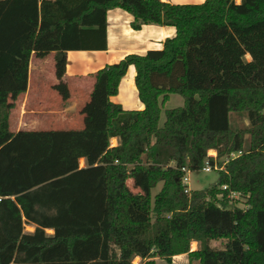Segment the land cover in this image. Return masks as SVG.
I'll use <instances>...</instances> for the list:
<instances>
[{
    "label": "trees",
    "instance_id": "1",
    "mask_svg": "<svg viewBox=\"0 0 264 264\" xmlns=\"http://www.w3.org/2000/svg\"><path fill=\"white\" fill-rule=\"evenodd\" d=\"M112 8L133 17V30L171 26L175 35L95 73L81 105L85 129L11 130L8 99L26 92L31 54L55 53L60 66L67 51H105ZM129 66L142 110L110 101ZM171 94L183 105L165 110L160 126ZM230 113H245L248 128L233 130ZM210 150L222 168L217 183L185 191L181 169L201 170ZM231 192L245 208L229 207ZM0 198V264L179 255L188 264H264V0H0Z\"/></svg>",
    "mask_w": 264,
    "mask_h": 264
},
{
    "label": "crops",
    "instance_id": "2",
    "mask_svg": "<svg viewBox=\"0 0 264 264\" xmlns=\"http://www.w3.org/2000/svg\"><path fill=\"white\" fill-rule=\"evenodd\" d=\"M164 2L172 4H201L205 0H162ZM239 3L240 0H235ZM133 17L127 12L119 9L112 8L106 12V42L107 49L105 51H67L65 52V65H64V76L63 81L72 77L75 80V84L80 88L81 80L89 79L91 74L96 73L98 70L104 68L107 65L118 63L128 54L144 55L148 50H160L162 48L163 42L167 38H171L175 35V28L171 26H159L154 24H144L139 30H133L131 28V22ZM35 55H40L39 53H32L29 60V72L34 70L38 76L41 74V67L43 64H35L33 59L36 58ZM46 56H55V53H46ZM246 59L249 60L250 57L247 55ZM37 63V62H34ZM135 69L133 66H129L125 75L121 78L117 94L110 97V101L121 105L124 110H142L143 104L139 101L137 96V90L134 83ZM39 78V77H37ZM43 79V76L41 77ZM44 80V79H43ZM37 89H43L49 86V89H54L55 84L53 81H36L34 83ZM29 79L27 84V90L25 93L12 99L9 96L8 103L12 105L10 109V128L13 131L20 130V119L23 117H29L28 121L22 124V126H28L30 128H22L26 130H33L34 126L37 125L34 122L33 116L45 114L50 117L52 122L51 126H59L60 124H70L75 119L70 120L67 115L73 112V107L71 105H66L61 109L55 110L54 108L48 109L43 112L41 108L37 110L33 109L34 106H42L40 102L33 103L29 101ZM31 93V92H30ZM90 94L87 93L85 99H80L81 105L88 103L90 100ZM35 95V94H34ZM49 102L54 99V93H49ZM21 97V100H19ZM38 98V97H37ZM30 106V107H28ZM81 110V109H80ZM13 117L15 120H13ZM17 118V119H16ZM81 122H77L79 125L83 124V117ZM36 123V124H35ZM73 123V122H72ZM37 128V127H36ZM114 142V144H113ZM111 146H116L118 144L117 138H112L110 140ZM79 162L84 163V159H80ZM80 166V165H79ZM81 167V166H80ZM84 167V166H83ZM195 244V243H192ZM186 257V255H179L175 257ZM156 261V260H155Z\"/></svg>",
    "mask_w": 264,
    "mask_h": 264
},
{
    "label": "rangeland",
    "instance_id": "3",
    "mask_svg": "<svg viewBox=\"0 0 264 264\" xmlns=\"http://www.w3.org/2000/svg\"><path fill=\"white\" fill-rule=\"evenodd\" d=\"M36 58L33 59L34 62L37 63H32V65L35 64H43V67H41V75L38 76V74H36V72H34V70H31V72L29 73V101L33 102V103H38L40 102L42 106H34L33 109L37 110L38 108L43 109V112H46L48 107L50 106V108H56L58 106V104H60L62 107H65L66 105H71V107H73V112H70V114L67 115V117L72 120L75 119L74 116L77 117L76 120L72 121L74 124H77V122H81V118L83 117V115L81 114V110L82 106L80 103V99H85V96L87 95V93H92L94 91V85H95V73L91 74L89 76V79L87 80H81L80 83V88L77 87V85L75 84V80L72 77H68V79H66L65 81H63V71H64V65L62 64L59 66V64L57 63V59H56V55L53 56H46V55H35ZM65 72V71H64ZM43 76V79H41V77ZM39 77V78H37ZM46 80L49 81H53L55 84V88L53 89H49V86H47L46 88L43 89H37V85L35 87L34 83L36 81H43L46 82ZM63 87H69L68 91H69V98L67 100H62L61 96L59 95V93H61L65 88ZM61 88V89H60ZM31 92V93H30ZM49 93H54V97L51 96V99H57L54 100L52 103L49 102ZM35 94V95H34ZM38 97V98H37ZM19 100H21V97H19ZM60 100V101H59ZM183 105V99L182 97H180L179 95L176 94H171L168 98V100L160 105V109H161V113H160V120H159V125L161 126L164 122V112L165 110H170V109H174V108H178L181 107ZM30 107V106H28ZM100 110L99 106L96 107V110L94 111V114L92 115H96L98 113V111ZM88 115V114H87ZM85 117H87L85 115ZM34 119V122L37 123L36 126H34L33 129H38V130H50V129H85L84 123L83 125L77 126L79 128H75L76 126H73L71 124H60V126L54 127L51 126V122H50V117H48L45 114L42 115H37V116H33L32 117ZM89 118V117H88ZM17 119V118H16ZM29 117H23L20 119V125L19 128L22 129L24 127L26 128H30L28 126H22L23 123H25L26 121H28ZM13 120L14 117H13ZM229 120H230V125L231 128L233 130H237V129H245L248 128L249 123L246 117L245 113H230L229 114ZM35 123V124H36ZM37 127V128H36ZM114 144V142H113ZM79 165L81 167L84 166L83 162H79ZM188 176V183H187V190H203L206 188H209L213 185H215L217 183L218 180V172L217 171H211V172H203L202 170H198V171H193V172H188L187 174ZM127 185L131 187V182L130 180L127 181ZM161 185L162 183L157 184V186L155 188H153L151 190V197L153 199V197L160 191L161 189ZM245 201L240 198V197H235L234 199H230L229 201V207H237V208H245ZM33 227L30 224H25L24 225V231L26 233H31L33 232ZM33 229V230H32ZM47 234H51V230H46ZM195 243L194 244V249H192V246L190 245V249L191 250H195L198 248V244L196 242H192ZM191 243V244H192ZM212 246L214 247H220L222 245V243H220L219 241L213 242L211 243ZM155 264H188L187 261V257H174L171 259L170 262H166L165 260H160V259H155ZM191 264H198L197 262H193Z\"/></svg>",
    "mask_w": 264,
    "mask_h": 264
},
{
    "label": "built area",
    "instance_id": "4",
    "mask_svg": "<svg viewBox=\"0 0 264 264\" xmlns=\"http://www.w3.org/2000/svg\"><path fill=\"white\" fill-rule=\"evenodd\" d=\"M231 157H234V155L232 154ZM208 158H212V159H214V161H215V160H216V152L213 151V150H210V151L207 152V159L204 161V165H203V167L201 168V170H202L203 172H206V173H207V172H211V171H219V170L222 169L220 166L217 165L216 162H214L213 165H211L210 162H209V160H208ZM181 170H182V172L184 173V175H183V177H182V184L186 187V190H185V191H188V190H187V183H188V176H187V174H188L189 171H188L186 168H182ZM222 189L225 190L226 187L223 186ZM235 197H239V194L236 193V192H231V193H229V195H228V198H229V199H234ZM0 201H1V198H0ZM32 226H33V225H32ZM33 229H34V227H33ZM33 229H32V230H33ZM33 231H34V230H33ZM173 258H174V257H173ZM140 263H141V260H140L139 257H135V258L133 259V261H132V264H140Z\"/></svg>",
    "mask_w": 264,
    "mask_h": 264
},
{
    "label": "bare ground",
    "instance_id": "5",
    "mask_svg": "<svg viewBox=\"0 0 264 264\" xmlns=\"http://www.w3.org/2000/svg\"><path fill=\"white\" fill-rule=\"evenodd\" d=\"M192 245V244H191ZM178 258V257H177Z\"/></svg>",
    "mask_w": 264,
    "mask_h": 264
}]
</instances>
